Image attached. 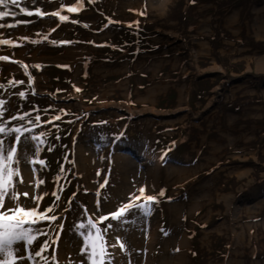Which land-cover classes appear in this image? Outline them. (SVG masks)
Listing matches in <instances>:
<instances>
[{"label": "rangeland", "instance_id": "rangeland-1", "mask_svg": "<svg viewBox=\"0 0 264 264\" xmlns=\"http://www.w3.org/2000/svg\"><path fill=\"white\" fill-rule=\"evenodd\" d=\"M5 10L15 13L0 18L15 25L0 27V40L12 41L0 44L5 117L28 112L10 126L29 128L36 115L61 117L30 133H47L37 157L46 167L35 165L45 183L22 186L48 193L40 211L52 191L61 196L49 214L65 226L53 246L59 264H84L87 228L77 226L89 218L101 230L112 223L105 239L125 244L108 249L112 264H264V0H21ZM137 29L143 47L117 43ZM31 167L22 166L26 182ZM140 188L134 203L156 197L150 215L98 221Z\"/></svg>", "mask_w": 264, "mask_h": 264}, {"label": "snow or ice", "instance_id": "snow-or-ice-1", "mask_svg": "<svg viewBox=\"0 0 264 264\" xmlns=\"http://www.w3.org/2000/svg\"><path fill=\"white\" fill-rule=\"evenodd\" d=\"M27 3L29 0H22ZM21 0H0V6L7 9L8 5L19 6ZM79 6V5H78ZM73 8H68V11H74ZM22 13L29 16L38 15L42 16L39 9L35 12L27 11L23 7L20 8ZM9 15L15 16V13L9 11H0V18L8 17ZM56 16L59 13H52ZM68 17L60 16V20H67ZM0 27H15V25L0 24ZM12 41L0 40V44H11ZM35 43V41H33ZM7 56H0V60H8ZM38 67V66H37ZM32 78L29 77L31 84ZM23 83V82H19ZM79 91V89H77ZM24 93L20 92L19 96L24 97ZM35 95V92H33ZM6 101H0V264H19L23 261L24 264H28V261L33 259V256L39 257L44 261V264H59L57 259V249L53 247L58 245L61 239V231L64 230V224L56 223L61 218L55 214L57 202L61 199V196L56 190L51 192L54 197L53 204L40 211L41 202L48 195L30 193L27 190H22V186L39 189L44 185L43 179L37 178L38 169L35 165L39 164L46 167L43 159H38L42 150V146L45 144L47 133L40 132L39 135H31L33 128L41 127L44 123L51 124L53 121L60 120L61 117L56 115L48 121H42L39 115L34 117V120H29L28 124L32 125V128L20 124L19 126L12 127L11 122L15 120L23 121L25 116L31 115L25 112L23 115H11L10 119L5 117V113L8 111L5 107ZM63 111V110H62ZM60 137L57 136L56 139ZM23 147V151H22ZM52 147H48L47 151L51 152ZM32 154V158H29V154ZM67 159V156H65ZM31 165L32 178L27 182L23 175V168H28ZM60 173H64L65 169L63 165L60 166ZM97 175H100L97 172ZM66 179L61 175H57L54 178V183L60 184L61 179ZM107 178L104 179V183L100 184V188H104L108 185ZM63 185L59 186V192H63ZM87 194V190H86ZM99 196V191L96 192ZM164 195L163 191L159 194ZM75 196V193L73 194ZM145 197V189H139V195H131L129 202L122 204L115 212H110L107 215L99 216L97 219L99 222L104 221H117L121 224L128 223L126 217L133 215L134 212H142L147 216L151 213V204L156 202V197L147 196L143 204L134 203V201L140 200ZM72 203V200H69ZM99 208V202L97 201V210ZM67 211V209H65ZM78 229H86L83 235V246L79 249L80 255L84 260V264H112L113 255L108 252L109 248L118 247L120 250L125 249V244L122 242L119 236L116 237L115 243H109L105 239L109 232L114 228L112 223H108L102 230L97 227V223L93 222L91 218L88 219L87 226L84 223H80ZM55 231V237L49 236V231ZM93 230L96 235L93 237ZM48 237L40 243V237ZM99 242V244L97 243ZM38 244V250L34 253L26 255L29 249ZM49 248H52V254L50 257L44 256L43 253L47 252Z\"/></svg>", "mask_w": 264, "mask_h": 264}, {"label": "trees", "instance_id": "trees-1", "mask_svg": "<svg viewBox=\"0 0 264 264\" xmlns=\"http://www.w3.org/2000/svg\"><path fill=\"white\" fill-rule=\"evenodd\" d=\"M140 33H141V30H139V29H137L136 31L123 30L119 34L120 39L119 38L117 39V43H120L121 46L122 45H125V46L127 45L128 46V45H131V44H135L137 46V48H141V47L144 46V43L142 42ZM174 151H175V154L179 158H183L185 156L184 149L182 148L181 145L176 146Z\"/></svg>", "mask_w": 264, "mask_h": 264}, {"label": "bare ground", "instance_id": "bare-ground-1", "mask_svg": "<svg viewBox=\"0 0 264 264\" xmlns=\"http://www.w3.org/2000/svg\"><path fill=\"white\" fill-rule=\"evenodd\" d=\"M180 173L179 174H181V171H179ZM26 176V175H25ZM29 176V175H28ZM29 178V177H28ZM124 180H123V185H125L128 181H129V176H125L124 178H123ZM134 182V181H133ZM137 185V184H136ZM139 238V237H138ZM143 239V238H142ZM179 240V239H178ZM178 243V242H177ZM138 245V244H137ZM139 247V246H138ZM136 249V248H135ZM136 257H138V256H136ZM141 260V259H140ZM140 260H137V258L135 259V263H137V264H139V262H140ZM134 262V261H133ZM172 264V263H171Z\"/></svg>", "mask_w": 264, "mask_h": 264}]
</instances>
